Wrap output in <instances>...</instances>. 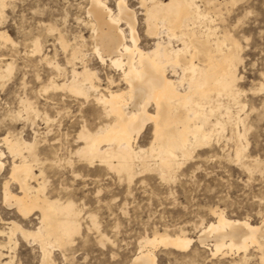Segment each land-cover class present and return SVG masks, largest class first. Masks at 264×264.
I'll return each mask as SVG.
<instances>
[{
  "label": "bare ground",
  "instance_id": "obj_1",
  "mask_svg": "<svg viewBox=\"0 0 264 264\" xmlns=\"http://www.w3.org/2000/svg\"><path fill=\"white\" fill-rule=\"evenodd\" d=\"M7 1L0 0V22L5 16ZM88 1L86 10L91 18L96 57L102 65L118 71L120 81L111 75L109 85L101 87L102 79L98 71L89 67L83 45L75 43L67 60L72 67L71 73L52 59L49 64L64 79L59 82L53 76L40 90H65L86 101L93 98L105 119L93 129L84 120L74 141L81 144L69 149L67 155L62 152L65 149L61 145L54 147L51 160L40 157V133L36 130L33 140L11 134L0 139V145H4L12 157L8 178L16 182L19 190L13 192L6 180L4 203L14 206L23 218L38 211V225L34 230L14 220L8 223L7 233H0L8 235L10 246L17 232L37 242L42 251V264L53 263V248H66L74 243L86 215L83 207L72 199L63 201L61 197L46 193L47 163H71V157L77 156L90 166L97 162L115 170L125 175L129 182L144 171H157L164 179L173 180L196 150L226 138L234 142L236 160L244 167L260 166V159H251L246 154L249 144L244 143L251 127L249 114H242L247 105L241 99L245 90L238 84L243 77L238 71L240 44L227 31L218 35L217 28L209 24L213 22L211 9L217 6L216 0H141L144 9L140 14L145 16L146 33L154 41L150 49L141 46L139 13L130 7L128 0H116L115 10L108 4L109 0ZM45 26L49 33L58 30L55 25ZM59 38L65 48L72 45L62 32ZM9 42L15 44L7 30L0 29V44ZM43 45L41 37H35L31 54L44 56ZM48 58L46 55L42 59ZM4 60L0 58L3 84L15 68L14 61ZM78 62L82 70L78 69ZM122 83L124 87H120ZM257 89L263 90L264 82ZM20 103L22 109L17 115L25 116L33 125L36 121L32 117H42L47 128L56 120L47 111L42 112L28 96L22 97ZM149 124L152 140L148 146H142L140 136ZM4 154L0 148V169ZM247 158L252 162L246 161ZM73 174L79 176L75 170ZM211 213L216 220L202 225L197 239L184 232L171 234L156 230L146 235L132 264H159L157 247L162 245L184 251L196 241L204 243L207 237L214 239L213 257L243 252L240 261L247 262L248 249L255 246L264 264V220L254 224L245 218H229L217 208ZM85 217L98 229L102 242L110 239L100 231L96 215L89 213ZM2 246L5 245L0 242V249ZM3 256L0 251V260Z\"/></svg>",
  "mask_w": 264,
  "mask_h": 264
},
{
  "label": "rangeland",
  "instance_id": "obj_2",
  "mask_svg": "<svg viewBox=\"0 0 264 264\" xmlns=\"http://www.w3.org/2000/svg\"><path fill=\"white\" fill-rule=\"evenodd\" d=\"M115 1L109 0L108 3L114 10ZM88 2L8 0L4 19L0 22V29L7 30L15 43L0 44V58L12 60L15 64L11 77L4 84L0 81V139L11 134L33 140L36 130L40 133V157L44 160L54 158V147L61 145L65 149L62 151L64 155L69 149L77 148L81 142H74L75 136L84 120L93 129L105 119L93 98L86 101L65 90H40L53 76L59 82L64 79L49 62L56 59L70 74L69 52L71 46L79 43L87 53L89 67L98 71L101 87L109 85L111 75L120 81V73L102 65L96 57L91 18L86 10ZM128 2L139 13L141 46L150 49L154 41L146 33L145 16L140 14L144 9L141 0ZM216 5L211 9L213 22L209 24L217 28L218 35L227 31L240 44L238 71L243 77L238 84L245 90L241 99L247 105L242 114H249L251 127L244 143L249 144L246 154L251 159H260V166L244 167L236 160L234 142L226 138L196 150L194 157L178 170L173 180L164 179L157 171H144L129 182L125 175L97 162L90 166L77 156L71 157V163H47L46 193L61 197L63 201L72 199L83 207L86 215H96L100 231L110 238L102 242L100 232L84 215L83 228L74 243L66 248H53L52 264H132L146 235H152L156 230L171 234L184 232L197 239L202 227L216 220L211 213L216 208L223 210L229 218H245L254 224L264 220V89L260 92L257 89L264 82V0H216ZM47 24L55 25L58 30L49 33ZM61 32L72 45L63 46L59 38ZM38 36L44 44V56L31 54L32 40ZM46 55L49 58L42 59ZM77 64L82 70V64ZM24 96L56 119L49 128L42 117H32L36 121L33 125L25 116L17 115L22 109L20 100ZM151 128L149 124L141 134L140 145L150 144ZM48 129L49 133L45 134ZM0 148L5 151L0 169V231L7 233L8 223L14 220L34 230L38 225V211L23 218L14 206L4 203L6 180L13 192L19 190L16 182L8 178L12 157L4 145ZM246 161L252 162L249 158ZM73 170L79 176L76 177ZM213 240V237H207L204 243L196 241L184 251L161 245L156 248L159 264H262L255 246L248 249L250 258L247 262L240 261L243 252L213 257ZM0 242L5 245L0 249L4 254L0 264H42L41 248L31 238L25 239L17 232L10 246L8 235L0 233Z\"/></svg>",
  "mask_w": 264,
  "mask_h": 264
}]
</instances>
